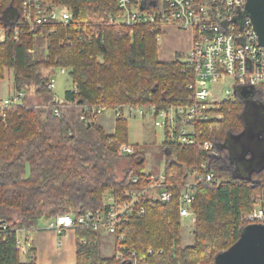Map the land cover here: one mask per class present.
I'll return each instance as SVG.
<instances>
[{
  "label": "trees",
  "instance_id": "obj_1",
  "mask_svg": "<svg viewBox=\"0 0 264 264\" xmlns=\"http://www.w3.org/2000/svg\"><path fill=\"white\" fill-rule=\"evenodd\" d=\"M21 1L0 0L2 24L8 27L15 21ZM50 1L68 6L72 21L67 26L60 24L54 31L44 26L42 35L25 30L16 41L9 36L0 42V79L10 70L14 91L24 93L21 102L0 116V264H37L33 247L27 251L30 259L20 261L19 229L38 230L46 224L40 225L41 221L63 214L78 218L99 211L105 218L108 207L103 197L108 191L119 194L125 187L141 189L154 182L152 173L144 169L142 147L127 143V120L118 115L110 134L99 123L79 118L88 111L86 107L150 102L167 107L190 100L192 66L181 55L172 61L159 60L150 24L113 23L111 19L121 15L115 0ZM30 48L34 53L27 52ZM56 67L68 69L71 86L76 87V92L72 87L65 91L64 98L72 106L59 115L53 113L46 86ZM32 94L36 104L27 102ZM241 108L236 98L222 101L215 110L220 118L202 124L204 137L222 141L227 132L241 131ZM126 145L132 147L130 154L122 151ZM162 148L171 199H149L144 194L115 224L116 230L123 232L128 248L155 264H213L214 255L237 240L258 198L264 212V173L252 181L235 171L222 181L215 174L211 186H194L192 242L182 245L180 192L191 170L208 162V155L197 146L166 138ZM129 175L137 180H128ZM138 206L144 208L141 215ZM72 229L75 264H120L114 255H102L100 228L86 222ZM113 240L115 247L118 241Z\"/></svg>",
  "mask_w": 264,
  "mask_h": 264
},
{
  "label": "built area",
  "instance_id": "obj_2",
  "mask_svg": "<svg viewBox=\"0 0 264 264\" xmlns=\"http://www.w3.org/2000/svg\"><path fill=\"white\" fill-rule=\"evenodd\" d=\"M115 1L121 15L116 19L112 18L113 23L126 26L150 24L156 39L159 38L164 25H174L191 34V47L185 58L193 69V79L188 84L190 100L187 104L160 107L153 102L143 105L124 103L112 109L121 116L124 107L130 115L148 116L155 126L162 129L165 138L170 142L183 146H197L199 150L207 153L208 162L201 163L199 168L192 169L190 174L186 175V181L179 196V215L193 217L190 208L194 199L192 188L198 183L212 185L215 180L213 161L219 166L218 159L221 153L225 152L218 146L220 139L204 137L202 124L211 119L220 118V113L215 110L219 108L222 101L231 97L242 101L235 94L238 87L251 89V97L264 102V47L258 43L249 17H242L246 0ZM71 21L72 13L64 4L50 0H22L17 17L10 26L7 27L0 20V42L9 36L16 41L19 34L25 30L42 35L44 26H47L49 31H54L58 25L67 26ZM8 28L11 30L8 31ZM81 38L79 36V39ZM27 52L34 53V49H27ZM57 68L60 74L68 75V69ZM226 77L232 79L231 84L234 85V89H231V86L227 87L223 91L224 98L220 100L213 85ZM46 86L52 93L55 80L51 74ZM71 87L76 92V87ZM23 96L24 93L18 90L8 97L1 98L0 116L5 117V109L14 103L21 102ZM51 102L53 113L56 115L61 114L63 108L72 106V103L66 101L64 97L59 98L54 94H52ZM86 109L88 111L82 112L79 118L87 123H96L99 116L111 108L97 106L86 107ZM122 151L130 154L132 147L123 146ZM150 178L154 182L149 183L145 188L125 187L119 194L108 191L105 198V205L108 207L105 218L99 211L95 216L87 211L78 218L63 214L49 219L43 228L56 232L59 245L66 230L74 228L76 224L89 222L94 229L104 228L117 239V245L113 247V255L120 264H155L149 261L148 257L141 256L128 248L124 243L123 232L117 231L115 227L122 217L128 216V212L144 194L149 195V199L157 198L162 201L171 199V192L166 189L164 173L152 174ZM128 180L135 182L137 177L129 175ZM137 211L138 215H141L144 213V208L138 206ZM245 221L246 223H264L263 209L260 206L254 207ZM17 248L19 254L26 253L24 242L18 238ZM147 254H152L151 248L148 249Z\"/></svg>",
  "mask_w": 264,
  "mask_h": 264
},
{
  "label": "rangeland",
  "instance_id": "obj_3",
  "mask_svg": "<svg viewBox=\"0 0 264 264\" xmlns=\"http://www.w3.org/2000/svg\"><path fill=\"white\" fill-rule=\"evenodd\" d=\"M179 29V28H178ZM181 30V29H180ZM162 40V39H161ZM184 59L186 58L183 57ZM51 76L55 80V86L53 88V91L51 93L59 98L64 97V93L67 89L71 88V80L69 78V75L67 74H60L59 68H54ZM232 79L231 78H224L221 81H218L213 87L218 93V99H223L225 95H223V91L229 86H231V89H234V85L231 84ZM13 82H12V73L10 70H7L5 72L4 78L0 79V99L4 97H8L12 95L15 91L13 88ZM238 89H241V87H238ZM33 96L29 97L27 99L28 103H37V98L35 97V94H32ZM253 97V96H252ZM247 97L242 99V108L240 111V117L241 119L247 124V126H253L252 129H255L257 125L260 123L261 125H264V102L263 100ZM235 98V97H231ZM36 102V103H34ZM118 116L116 112L111 108L107 109L103 114H101L97 120L96 123H99L107 133H112L114 130V123L115 119ZM122 117L127 120V143L130 145L140 146L144 150V169L147 173H152L154 175L161 174L164 171L165 164H166V155L163 152L162 143L165 140L164 133L161 128L155 126L153 124V120L148 117H140L137 115H130L128 114L127 108L122 109ZM263 121V122H261ZM246 137H248L246 135ZM244 140H248L245 138ZM223 141V140H222ZM246 152H250L251 147H245ZM241 156V155H240ZM246 159L249 160L251 163V166H256L260 162H262L264 159H260L258 157V153L252 152V154H248ZM241 163V162H240ZM219 166L216 165L215 161H213L214 171L217 177V180H226L230 177V171L232 169V164L228 161L226 157V152L221 153V157L218 159ZM247 163L238 164L239 168L237 171L244 176V178L247 177L248 174V167H246ZM256 173H253V179L256 178ZM105 195L103 199H105ZM262 202L261 198H258L256 200V206H260V203ZM261 207V206H260ZM15 219H19L17 215H14ZM49 221H41L40 225L45 224ZM181 234H180V244L187 245L192 242V231H193V217L192 216H183L181 217ZM19 236L22 237V233L19 232ZM32 236V233H31ZM20 237V238H21ZM100 247H101V253L103 256H112L114 253L113 248V236L111 233H108L104 228H100ZM20 255V261L25 262L30 259L29 255L30 253L27 252ZM19 253V251H18ZM48 255L47 251L45 250L42 252V256ZM36 256V254H35ZM44 264V261H42ZM59 264H67V263H59Z\"/></svg>",
  "mask_w": 264,
  "mask_h": 264
},
{
  "label": "water",
  "instance_id": "obj_4",
  "mask_svg": "<svg viewBox=\"0 0 264 264\" xmlns=\"http://www.w3.org/2000/svg\"><path fill=\"white\" fill-rule=\"evenodd\" d=\"M242 14V17H249L257 41L264 47V0H246ZM251 93V89L237 88L235 90V94L241 99L251 97ZM253 126L249 127L243 121L241 132L237 135L227 132L223 141L218 143L219 148L226 152V157L233 166L230 172L235 171L240 178L248 181H252L253 173H256V176L261 172L264 173V160L253 167L245 158L248 154L256 152L260 159H264V125L259 123L255 129L251 128ZM245 138L248 140H244ZM234 139L238 144L231 146V141L233 143ZM254 141H258L257 144L253 145ZM245 147H251L252 151L247 153ZM244 162L247 163L246 167L249 166L246 178L237 171L238 164L242 165ZM213 264H264V223L253 222L241 226L237 240L228 248L217 252L213 257Z\"/></svg>",
  "mask_w": 264,
  "mask_h": 264
},
{
  "label": "crops",
  "instance_id": "obj_5",
  "mask_svg": "<svg viewBox=\"0 0 264 264\" xmlns=\"http://www.w3.org/2000/svg\"><path fill=\"white\" fill-rule=\"evenodd\" d=\"M156 38V37H155ZM162 39V40H161ZM191 47V34L189 31L180 30L174 25H164L157 39V56L162 61H172L181 55L187 56ZM184 59V58H183ZM22 233V237L19 236ZM32 233V236H31ZM21 237V238H20ZM17 238L24 242L25 249H35L37 264H75V237L74 230L68 229L57 244V234L53 230L39 228L38 230L19 229ZM26 243H28L26 245ZM47 251L48 255L42 256Z\"/></svg>",
  "mask_w": 264,
  "mask_h": 264
},
{
  "label": "flooded vegetation",
  "instance_id": "obj_6",
  "mask_svg": "<svg viewBox=\"0 0 264 264\" xmlns=\"http://www.w3.org/2000/svg\"><path fill=\"white\" fill-rule=\"evenodd\" d=\"M242 131V130H241ZM241 131H239V132H241ZM239 132H232L234 135H237ZM226 135V134H225ZM225 137V136H224ZM257 142L258 141H254V143H253V145H255V144H257ZM238 143H237V141L234 139V141H233V143H232V141H231V146H235V145H237ZM248 160V159H247ZM262 173V172H261Z\"/></svg>",
  "mask_w": 264,
  "mask_h": 264
}]
</instances>
